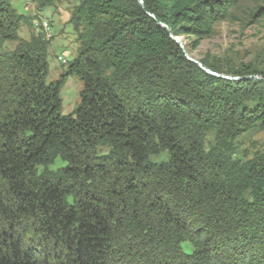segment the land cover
<instances>
[{"label":"trees","instance_id":"1","mask_svg":"<svg viewBox=\"0 0 264 264\" xmlns=\"http://www.w3.org/2000/svg\"><path fill=\"white\" fill-rule=\"evenodd\" d=\"M240 2L143 0L153 19L137 0H78L77 57L48 82L50 41L22 39L32 19L0 0V264H264V153H237L264 131V72L202 61L263 81L214 77L174 39L212 36Z\"/></svg>","mask_w":264,"mask_h":264},{"label":"rangeland","instance_id":"2","mask_svg":"<svg viewBox=\"0 0 264 264\" xmlns=\"http://www.w3.org/2000/svg\"><path fill=\"white\" fill-rule=\"evenodd\" d=\"M77 3L78 0H60L56 8L40 11L34 0H12L18 14L32 19L30 26L21 28L19 36L29 41L32 34L44 35L50 41L48 82L59 80L69 62L77 57V34L69 22L72 8ZM48 29L52 30L53 36H49ZM178 39L183 40L185 49L197 61L215 63L224 69L251 66L264 72V0H241L230 9L227 20L215 25V32L210 37ZM16 45L8 42L3 50L13 51ZM61 56L64 60H58ZM82 90L83 83L77 77L68 78L61 89L64 114H70L77 108ZM212 138L213 134L209 139ZM238 147V156L243 159H252L256 153H264V131L255 129L247 132L238 139ZM165 159L166 154L152 157L153 161L158 162ZM64 165L58 159L51 169L56 170ZM184 249L190 251L191 247L184 245Z\"/></svg>","mask_w":264,"mask_h":264},{"label":"water","instance_id":"3","mask_svg":"<svg viewBox=\"0 0 264 264\" xmlns=\"http://www.w3.org/2000/svg\"><path fill=\"white\" fill-rule=\"evenodd\" d=\"M137 1H139L142 4L143 10L148 16H151L153 19H156L154 15H152L151 13H149L146 10V8L144 6V3H143V0H137ZM157 23H158L159 26L164 27L165 29H168L165 24H163V23H161L159 21H157ZM174 39H175L176 43L180 46V48L183 50L186 59L189 60L190 62L196 64L197 66H199L203 71H205L209 75H212L214 77H218L220 79H227V80H232V81H238V80H258V81H263V79L260 76H258V75H252V76H247V77H244V78H238V77H231V76H227V75H223V74H219L217 72H214L211 69H209L208 67H206L202 62L197 61V60L193 59L190 56L189 52L185 49L183 40H180L178 38H174Z\"/></svg>","mask_w":264,"mask_h":264},{"label":"built area","instance_id":"4","mask_svg":"<svg viewBox=\"0 0 264 264\" xmlns=\"http://www.w3.org/2000/svg\"><path fill=\"white\" fill-rule=\"evenodd\" d=\"M39 30V29H38ZM49 31V36H53L52 35V30H48ZM58 60H64V58L61 56V59H58ZM66 61H64V63H65Z\"/></svg>","mask_w":264,"mask_h":264},{"label":"bare ground","instance_id":"5","mask_svg":"<svg viewBox=\"0 0 264 264\" xmlns=\"http://www.w3.org/2000/svg\"><path fill=\"white\" fill-rule=\"evenodd\" d=\"M46 28V27H45ZM49 30V29H48ZM47 32H49V31H47ZM45 33V32H44Z\"/></svg>","mask_w":264,"mask_h":264}]
</instances>
